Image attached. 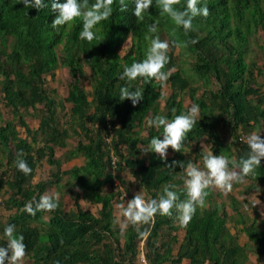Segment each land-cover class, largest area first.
Masks as SVG:
<instances>
[{
	"label": "trees",
	"instance_id": "1",
	"mask_svg": "<svg viewBox=\"0 0 264 264\" xmlns=\"http://www.w3.org/2000/svg\"><path fill=\"white\" fill-rule=\"evenodd\" d=\"M45 3L37 11L19 0H0V246L7 243L4 228L15 224L16 235L22 234L27 246L21 264H143L141 254L146 264H264V159L243 188L234 183L242 200L230 193L228 203L214 201L208 189L207 205L197 208L186 227L175 220V209L173 217L157 214L154 223L141 226L150 232L144 241L132 225L120 228L113 215L114 198L123 192L130 200L142 191L147 200L175 185L172 190L185 199L184 170L179 164L168 167L173 160L185 166L199 160L202 167L204 153L222 152L230 159L229 168L240 167L249 148L237 140L238 134L263 130L264 139V63L257 61L258 55L264 58V0H199L198 6L206 4L210 14L196 17L195 30L187 35L161 15L156 0L142 21L133 15V0H126L124 12L116 0L112 15L93 29L97 39L90 43L79 38V19L58 32L52 29L56 14L52 0ZM185 5L181 0L177 7ZM156 21L158 32L148 33ZM156 35L170 44L188 42L186 47L170 46L162 69L171 72L169 93L154 80L138 78L128 86L143 89L144 99L136 106L120 101L119 89L127 84L120 73L145 58L150 46L145 37ZM60 67L68 71L65 94L48 79ZM183 96L190 100L188 106ZM192 104L200 112L183 152L169 148L167 161L141 153L139 145L147 146L162 133V128L149 127L150 118L172 120ZM28 118L36 119L35 127ZM70 137L76 144L58 153ZM21 150L32 169L29 175L15 164ZM75 158L82 162L63 168ZM45 163L55 168L51 178L34 181ZM65 175L72 209L65 210L58 200L52 212L31 216L24 211L25 203L47 194L49 185L64 188L60 181ZM252 190L263 200V216L249 200ZM79 198L98 205L97 214L83 209Z\"/></svg>",
	"mask_w": 264,
	"mask_h": 264
},
{
	"label": "clouds",
	"instance_id": "2",
	"mask_svg": "<svg viewBox=\"0 0 264 264\" xmlns=\"http://www.w3.org/2000/svg\"><path fill=\"white\" fill-rule=\"evenodd\" d=\"M19 2L23 3L25 8H35L37 11L47 7L45 0H19ZM115 3L116 0H94L92 3L90 0H65L63 3L59 0H52L51 11L56 15L51 21V28L58 32L61 27L79 19L82 21L79 38L90 43L97 39V34L93 29L112 15ZM118 3L121 12L127 10L126 0H118ZM133 3V15L137 20L142 21L145 14L149 13L153 0H133ZM156 3L161 10V15L166 14L177 28L182 27L185 35L195 30L193 20L196 17L207 18L210 14L206 4L198 6L199 0H186V5L182 7H177L181 6V0H156ZM158 23L156 21L150 24L148 33H157ZM145 39L150 40V46L145 51V58L142 61L133 62L131 66L125 65L119 75L121 81L127 82L125 86L119 89V100H130L133 106L144 99V90L141 88L130 90L128 85L138 78H142L147 83L154 80L162 86H166L171 72H165L162 69L169 62L170 46L186 47L188 43L185 42L181 45L180 42L172 40L170 44L168 40H161L159 35L154 38L146 36ZM189 42L196 43L195 40ZM199 112V106L192 104L186 114L176 115L172 120L161 115L150 118L147 122L149 127L157 130L162 128V133L159 136H153L147 146L139 145L138 148L141 153L152 152L157 154L162 161H167L169 148L174 152H183L184 140L187 133L193 129ZM241 134L245 135L241 138L242 141L238 139ZM161 136L162 138H160ZM105 139L108 141L110 137L106 136ZM237 140L247 144L249 148L246 156L240 160L239 169L229 168V157L211 152L203 154V167L197 166L191 161L185 166L183 162L173 160L167 166L174 168L179 164L184 170L182 179L186 198L181 200L178 193L172 190L176 187L175 185L164 186L162 193L158 194V198L146 200L142 195L135 194L132 199L127 201L126 206L125 204L118 205L120 216L123 218V228L132 225L135 227L138 237L146 241L150 232L147 228L141 231V226L154 223L157 214L173 217V209H175V220L179 226L186 227L197 208L206 206V197L209 195L208 189H215L228 194L232 192L234 183H242L246 177L255 175V170L260 167L261 161L264 159V139L258 132L250 134L240 132ZM23 156V151H19L15 164L24 175H29L32 169L26 160L21 158ZM113 164H115V160ZM113 185L121 190L117 180L114 181ZM120 195L122 198L126 197L124 192ZM255 204L253 203V205ZM58 206V197L43 194L39 196V199L33 198L26 202L24 211L35 216L37 212H52ZM3 234L7 243L6 246H0V264H21L27 247L24 243V236L22 234L16 235L15 224H8L4 228ZM141 259L146 264L143 254H141Z\"/></svg>",
	"mask_w": 264,
	"mask_h": 264
},
{
	"label": "rangeland",
	"instance_id": "3",
	"mask_svg": "<svg viewBox=\"0 0 264 264\" xmlns=\"http://www.w3.org/2000/svg\"><path fill=\"white\" fill-rule=\"evenodd\" d=\"M258 62L260 63H264V58H261L259 55H258V59H257ZM185 67L187 65H184ZM89 76V69L87 67H85V77H88ZM50 81H51V86L55 87L57 89V92L59 94H65L66 93V81L68 80V71L67 69H64V68H58L57 70V73L56 75L53 77V79L51 78H48ZM85 83L88 84V79H85ZM163 90V93L164 94H168L169 93V89H168V85L166 84V86H163L162 88ZM189 102L190 100L188 99L187 96H183V105L185 106H188L189 105ZM66 106L68 107V103L66 104ZM4 117H7L6 115H4ZM29 125L31 127H35L36 126V119L35 118H28L27 119ZM263 133V130L260 132V134ZM68 144L66 145L65 148H62L58 151V153H61L63 150L69 148V147H72L74 144H76V141L77 139L75 137H70L68 138ZM200 145L202 147H204V140L202 139L200 141ZM230 145V140H228V142L226 143V146H229ZM169 154V152H168ZM219 155H224L226 156L224 153L220 152ZM82 162V158H75L74 160L72 161H69L67 162L66 164H63V168H65L66 166H70L72 165L73 163H81ZM199 160L198 162L196 161L195 163L197 165H199ZM201 166V164L199 165ZM203 167V165H202ZM230 169H239V166L238 165H235L233 168H230ZM55 170L54 167L52 166H49L47 165L46 163L43 164V166H41L38 171H37V175L35 176L34 178V181H37V180H47V179H50L51 178V174L52 172ZM128 174V171H124L123 175H125V177H127V179L131 180L132 182V185H135V180L134 178H132L130 175H127ZM61 184H63L65 186V184L67 183V176H63L61 178V181H60ZM241 185V188H243V186H245L247 184V179H244V181L242 183H240ZM67 186H65L64 188H62L61 190H58L56 185L55 184H51L47 187V194H51V195H54L55 197H58V200L62 203V207L65 209V210H68V209H72L74 206H73V196L70 195L68 193V191L65 189ZM239 186L238 185H233V190L231 192V194H233L234 196L237 197V199L239 200H242V194H238V189ZM77 190L76 187L73 188V191ZM213 193L216 195L218 194V192L220 193L219 196H213V200L214 201H220V200H224L226 203H228V194H224L223 192H220L219 190H215V189H212ZM141 192V195H143V192ZM259 191L257 190H252L251 193L249 194V200L252 202V203H256L254 206L256 207V209L258 210V213L263 216V213H262V210H263V200L261 198L258 197V194ZM123 195V194H122ZM121 199V200H120ZM82 208L83 209H88L90 210L92 213L94 214H97V208L99 207L98 205H94V204H91L85 200H82L81 198L78 199ZM128 199L127 197H124L122 198L121 195L117 196L114 198V201H113V215L115 216V222L117 223V225L121 228H123V218L120 216V209L118 207V205L120 204H125L126 206V203H127ZM242 206H246L247 204L246 203H241ZM207 205V203H206ZM226 206H229L228 204H226ZM245 209H247V207H244ZM228 210L231 211L228 207ZM251 212V211H250ZM182 232H179V236H181ZM243 236V235H242ZM244 239V236L242 238V240ZM140 258H141V255H140ZM185 261V260H184ZM143 264L144 261H142ZM185 262L181 263V264H184Z\"/></svg>",
	"mask_w": 264,
	"mask_h": 264
},
{
	"label": "built area",
	"instance_id": "4",
	"mask_svg": "<svg viewBox=\"0 0 264 264\" xmlns=\"http://www.w3.org/2000/svg\"><path fill=\"white\" fill-rule=\"evenodd\" d=\"M243 136H245V135L241 134V135L238 137V139H239L240 141H242L241 138H242Z\"/></svg>",
	"mask_w": 264,
	"mask_h": 264
},
{
	"label": "bare ground",
	"instance_id": "5",
	"mask_svg": "<svg viewBox=\"0 0 264 264\" xmlns=\"http://www.w3.org/2000/svg\"><path fill=\"white\" fill-rule=\"evenodd\" d=\"M231 140V139H230Z\"/></svg>",
	"mask_w": 264,
	"mask_h": 264
}]
</instances>
